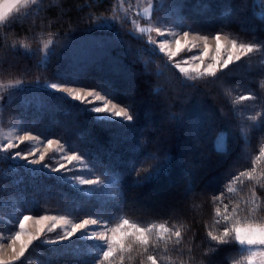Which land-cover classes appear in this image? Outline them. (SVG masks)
<instances>
[{
    "label": "trees",
    "instance_id": "16d2710c",
    "mask_svg": "<svg viewBox=\"0 0 264 264\" xmlns=\"http://www.w3.org/2000/svg\"><path fill=\"white\" fill-rule=\"evenodd\" d=\"M116 3L40 0L19 11L16 18L10 17L0 27V80L12 83L0 92V117L18 120L26 129L83 154L91 168L112 182L119 200L106 195L94 197L93 202L92 195L73 188L62 175L39 166L19 168L16 161H0V175L23 210L95 213L128 219L142 227L167 222L185 236L184 254L165 251L168 234L161 233L164 240L156 249L160 264H208L196 236L203 238L209 230L215 234L214 222L221 215L236 216L241 223H264V213L253 212L245 220L243 211L232 212L237 205L255 208L254 198L264 203V68L258 59L250 62L246 56L215 76L186 77L161 54L151 51L132 31L127 18L110 28L93 23L95 16L111 13ZM165 16L196 32H220L240 43L264 41V14L252 12L240 0H170ZM47 38L55 41V49L42 61L36 42ZM66 39L72 44H60ZM35 76L39 78L26 85L14 84L16 78ZM57 78L99 88L126 107L133 118L106 119L94 114L81 101L51 89L50 80ZM252 94L256 99H239ZM219 131L225 132L221 149L214 144ZM149 149L161 158L169 157L167 164L138 176V169L150 159ZM5 163L12 168L8 177L10 169ZM241 172L245 175L240 176ZM19 173L24 177L18 180ZM234 177H240L239 181ZM228 187L234 189L227 193L228 199L213 201L214 195L227 192ZM160 190L168 194L160 195ZM19 195L22 201H18ZM150 241L157 243V236L151 235ZM87 248L75 239L53 247L35 242L25 259L151 263L141 256L138 244L125 250L122 262L119 255L104 261ZM168 248H172L171 242ZM238 248L222 246L214 264H241L245 253Z\"/></svg>",
    "mask_w": 264,
    "mask_h": 264
},
{
    "label": "rangeland",
    "instance_id": "374dc122",
    "mask_svg": "<svg viewBox=\"0 0 264 264\" xmlns=\"http://www.w3.org/2000/svg\"><path fill=\"white\" fill-rule=\"evenodd\" d=\"M40 0H38V3ZM37 3V4H38ZM170 0H117L115 8L111 11V13L107 15H99L93 18V23L98 26L108 27L114 25L120 19H125L130 21L131 26L130 28L134 31L135 35L138 37L143 38V42L149 44L151 47V51H155V53L161 54L163 57L166 58L167 63L174 66L177 70L179 68L176 67V64H179L180 67L188 69L187 72H181L184 76L189 77L191 79L200 78L201 76H211L208 74L201 75L200 73L193 72L191 69L197 65H201V72L203 68L206 67L210 63H214L213 57L216 55L215 53V41L212 38L215 34L213 33H203V32H196L194 30L189 29L188 27H180L177 22H174V17L170 16L169 18L165 16L168 12V4ZM240 3L245 6L247 9L251 10L252 12L263 15L264 14V0H240ZM36 4V5H37ZM33 4H29L27 6H20V10L22 9H29ZM19 12L16 9H13L11 13L5 16L3 21H0V27L7 23V20L10 21L13 15L15 18ZM17 14V15H16ZM23 14V13H22ZM21 15V14H20ZM181 20V19H180ZM156 28H160L164 35H160L156 32ZM140 29H145V31L141 32ZM188 32L189 36L187 38L188 43L186 44L183 33ZM222 35V40L227 38L228 45L227 47L230 48V41L232 40L226 35ZM203 36H208L209 39L207 40V44L209 45V52L207 56L203 57V63H201L200 59H193V56L200 57L203 55L204 43L205 41L202 39ZM60 37H55L56 41H59ZM176 40L181 41V48L179 52H176ZM41 42H36V45L39 46V55H42L41 60L44 61V57L48 56V53L54 48L55 41L50 38L40 40ZM149 41H155L156 43H150ZM167 42V49L165 52L159 51V45L162 43ZM70 43V44H68ZM239 44L240 42L237 41ZM63 46L71 45L72 41L67 40L63 43ZM47 45V48L45 47ZM37 48V47H36ZM55 49V48H54ZM169 51L176 52L175 56H170ZM152 53V52H151ZM227 48L222 52V58L226 57ZM36 64V62H35ZM180 71V70H179ZM220 71L217 70L216 74ZM39 74V73H38ZM41 75V74H40ZM37 76L31 78L30 80L24 78H16V82L14 84H28L29 82L35 81ZM49 87L54 91L60 92L73 100L74 99L71 95L61 90V88H71L74 90L84 89L85 94L87 91L96 90L101 95L107 97L109 100L117 103L119 107H124L119 102L112 99L109 95L105 92L100 90L99 88L89 87L80 84L79 82H73L72 80H65V79H54L50 80ZM0 92L5 88V86L11 85L10 81L0 80ZM7 84V85H6ZM56 84L59 87L53 88L50 85ZM22 87V86H21ZM80 101V100H77ZM84 103V102H82ZM99 101L94 103H84L91 112L94 114L100 115L101 117H105L106 119H123L122 117H116L111 113H97L93 111L95 107L100 106ZM10 116V115H9ZM25 135H30L32 137H38V139L26 140L21 142V138ZM57 140L55 138L46 137L45 135L36 134L34 131L26 129L18 120H8L7 117L1 120L0 117V147L8 143H15L18 145V148L3 150L0 148V161L4 162L5 160L8 161H16L19 164V168L23 167H35L39 166L40 168H45L51 172L58 173L65 178L68 184H70L73 188L82 191L85 194L92 195L94 197L99 198H106L107 196L117 198L119 200L120 195L117 194L115 187L111 185V181L106 180L107 177L101 176L100 173L86 161V158L83 154L79 153L78 151L70 150L59 142V144H53L51 149L47 148V140ZM58 141V140H57ZM214 144L216 148H223L225 146V132L219 131L215 137ZM63 149V151H60ZM34 153L33 155H29L27 159H25L22 155L18 156L16 153ZM41 152H46V159L44 161H40L39 163L33 162L35 159L39 158V154ZM76 154L79 155L83 161L80 162H73L72 165H68L67 161L64 160L62 157L65 155ZM63 163L66 165V168L59 169V165ZM7 167H9L10 171L6 174H10L12 168H10L7 163H5ZM4 164V166H5ZM24 177L22 173L17 175L18 180ZM95 180L97 183L94 184H81L80 180ZM70 182V183H69ZM11 184V183H10ZM9 184L6 180L2 178L0 175V243L9 242L11 241L12 237L15 235V232L20 231L19 229V222L25 216L33 217L32 220H29L26 224L27 232H34L36 229L35 220L39 219L41 216H50V217H64L67 223L63 221L57 220V227L51 231V221H47L45 232L42 236L38 237L35 241H33L32 245L29 246V249L33 246L36 242H40L41 244L47 245L48 247H53L55 245L61 244L63 242H68L70 240H79L88 246L87 252H92L95 256L103 257V252L106 250L107 245L104 240L99 239V235L103 234L107 237H111V229L117 227L122 221L123 218L120 217H113L109 218L102 214H95V213H78L77 215H72L69 213H34L27 208V210H23L19 204L16 203V196L12 193L10 194L7 190ZM114 187V188H113ZM160 195L163 196L168 194L167 190H160ZM107 195V196H106ZM97 199V198H95ZM95 199L93 202H95ZM116 200V199H115ZM18 201H22V196L19 195ZM89 202V201H88ZM91 202V200H90ZM89 202V203H90ZM88 203V204H89ZM30 207L28 204H26ZM143 206H139L142 209ZM159 210L161 208H157ZM89 212V211H88ZM109 215V214H108ZM94 219L97 221V224L90 225L87 228L80 230L72 237L64 238L61 237L67 231L71 230V227L74 223H78L83 219ZM130 221V220H129ZM130 223H135L130 221ZM136 224V223H135ZM139 227H142L136 224ZM97 233V236L94 235ZM126 244H130L132 246H137V242L134 238L129 240L126 238ZM130 247V248H131ZM25 253L23 257L19 260L12 262V264H71V261L62 262L54 260L51 263H45V261H41L34 257L33 259H25L26 255L29 252ZM245 255L247 254L244 252ZM11 257V248L5 244V247L0 248V259L3 260H10ZM257 259V264L259 262V257ZM151 264V263H150ZM241 264H247L245 260L242 261Z\"/></svg>",
    "mask_w": 264,
    "mask_h": 264
},
{
    "label": "snow or ice",
    "instance_id": "6c2138e0",
    "mask_svg": "<svg viewBox=\"0 0 264 264\" xmlns=\"http://www.w3.org/2000/svg\"><path fill=\"white\" fill-rule=\"evenodd\" d=\"M38 0H0V21H3L5 16L8 15L16 9L17 12L20 10V6H27L29 4L36 5ZM157 33L160 35H164L160 28L155 29ZM141 32L145 31V29H140ZM186 44L188 43L187 38L189 36L188 32L183 33ZM215 41V53L216 55L213 57L214 63L208 64L203 68L201 72V65H195L191 71L200 73L201 75L208 74L211 76H215L218 69H226L229 65L233 64L236 61H241L242 57H249V61L251 62L254 59H258V62L262 68H264V52L261 51L262 45H264V41L256 42L253 41L251 43H237L236 39H232L230 41V48L227 47L228 42L227 38L222 40V35L220 32L215 34L212 37ZM202 39L205 41L203 55L200 57L193 56V59H200L201 63H203V57L208 55L209 45L207 44L208 36H203ZM150 43H156L155 41H149ZM47 48V45H45ZM181 48V41L176 40V52H179ZM227 48L226 57L222 58V52ZM167 49V42L159 45V51L165 52ZM37 53L39 49H36ZM176 52L169 51L170 56H175ZM259 53V57H251L249 54ZM176 67L179 68L180 72H187L188 69L180 67L179 64H176ZM53 88L59 87L56 84L50 85ZM62 91L71 95L74 99L80 100L84 103H94L96 101L101 102L100 106L95 107L93 111L97 113H111L116 117H122L126 120H131L133 117L129 114L128 109L126 107H119L117 103L109 100L107 97L101 95L96 90L87 91L85 94L84 89L74 90L71 88H61ZM240 100H250L256 99L254 94L248 96H240ZM38 139V137H32L30 135H25L21 138V142L26 140ZM143 143L147 146L148 140L145 138ZM53 144H59V141L49 139L47 140V148L51 149ZM3 150L18 148V145L15 143H8L3 145ZM63 151V149H60ZM34 153H16V155H22L25 159L29 157V155H33ZM149 160L145 161L144 166L138 169L137 175L140 176L142 174L148 173L150 168L155 167L157 171L162 169L169 159V157L164 156L161 158L155 153L151 152L149 149ZM67 161L68 165H72L73 162L83 163L81 157L76 154L65 155L62 157ZM46 159V152H41L39 154V158L35 159L33 162L39 163L40 161H44ZM155 161V163H152ZM66 168V165L61 163L59 165V169ZM245 173L241 172L240 176H244ZM151 178V177H148ZM236 181H239L240 177H234ZM81 184H94L97 183L95 180H80ZM234 189L231 187L227 188V192L221 191L219 195H214L212 197L213 201H220L221 199H228L227 193L233 192ZM253 197H255V192H252ZM261 196H264V193H261ZM247 201L245 204L247 205ZM252 203L256 205L255 208L249 209L245 207L244 209H240L239 205L236 208L232 209L233 213L239 214L241 211L244 212V219L248 220L251 218V213L260 212L264 213V203L257 201L255 198L252 200ZM225 213L228 211L227 204L224 205ZM217 213H220V209H217ZM33 217L25 215L19 222L20 231L15 232V235L12 237L10 243L4 242L0 243V248L5 247L7 244L8 247L11 248V257L10 260L0 259V264H12V262L19 260L21 257L25 255L28 251L29 246L32 245L33 241H35L38 237L42 236L45 232L47 221H51V228L49 231L55 229L57 227V220L63 221L67 223L64 217H50V216H41L39 219L35 220L36 229L34 232H27L26 224L29 220H32ZM216 231L215 234L213 231L209 230L206 232L203 238L196 236L197 239L200 240L201 245L204 248V256L208 260V264H214V257L218 252L222 250V246L226 245H238V252H246L247 254L243 256V260L247 262V264H257V257H259L258 264H264V223H258L253 220V222L241 223L237 221L236 216L230 217L227 214L221 215L220 219L215 220ZM97 224V221L91 218L83 219L78 223H74L71 227L70 231H67L61 237L62 239L72 237L80 230L87 228L90 225ZM231 224V227H229ZM211 227V226H209ZM223 229L222 231L220 229ZM161 233H167L168 239L164 240V237ZM97 236V233H94ZM157 236V243H151L150 236ZM196 235V234H194ZM99 239L105 241L107 248L103 252V260L109 261L110 258L115 259L117 255L121 262L123 261V253L126 249L130 248V244H126L125 240L128 238L131 240L135 239L137 244L142 248L141 256H146L147 260L151 262V264H160L159 255L160 253L156 251L160 247L159 241L164 240L165 251L172 250L175 251L179 255L184 254V241L185 236L182 234L181 230L175 227V225L169 227L167 226V222L160 224H152L147 227H139L135 223H130L128 219H124L122 223L117 225V227L111 229V237H107L106 235H99ZM171 242L172 248H168V244ZM190 251V249H189ZM102 264V262H99ZM143 264V261H141ZM235 264H239V262H235Z\"/></svg>",
    "mask_w": 264,
    "mask_h": 264
},
{
    "label": "bare ground",
    "instance_id": "6f19581e",
    "mask_svg": "<svg viewBox=\"0 0 264 264\" xmlns=\"http://www.w3.org/2000/svg\"><path fill=\"white\" fill-rule=\"evenodd\" d=\"M135 199V198H134ZM135 202V201H134ZM139 204V203H138Z\"/></svg>",
    "mask_w": 264,
    "mask_h": 264
}]
</instances>
